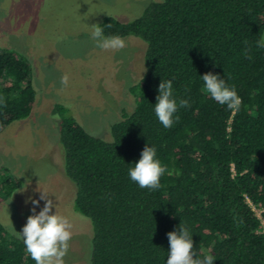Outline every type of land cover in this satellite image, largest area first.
I'll list each match as a JSON object with an SVG mask.
<instances>
[{
  "label": "trees",
  "instance_id": "1",
  "mask_svg": "<svg viewBox=\"0 0 264 264\" xmlns=\"http://www.w3.org/2000/svg\"><path fill=\"white\" fill-rule=\"evenodd\" d=\"M97 25L105 37L134 35L146 45L143 73L129 88L133 108L110 125L111 140L87 132L62 104L52 107L74 208L92 225L89 264H166L167 233L181 226L194 258L264 264V227L252 208L264 217V48L256 46L264 0H152L131 20L104 15ZM209 72L235 88L239 111L201 91ZM162 80L172 81L178 105L190 104L178 106L170 128L154 113ZM35 96L27 59L0 46V129L28 117ZM146 146L166 167L157 190L128 175ZM20 185L0 167V203ZM0 264H35L1 221Z\"/></svg>",
  "mask_w": 264,
  "mask_h": 264
},
{
  "label": "rangeland",
  "instance_id": "2",
  "mask_svg": "<svg viewBox=\"0 0 264 264\" xmlns=\"http://www.w3.org/2000/svg\"><path fill=\"white\" fill-rule=\"evenodd\" d=\"M150 1L0 0V46L27 59L36 91L29 116L0 129V167L21 181L0 203V221L21 238L33 207L35 214L43 209L40 191L45 192L54 204L50 214L57 212L72 225L64 264H89L92 225L74 208L76 187L64 172L52 107L62 104L87 132L111 140L110 125L133 108L129 88L143 73L146 44L128 35L122 38L125 48L103 50L91 32L104 15L128 21ZM65 74L67 87L60 82Z\"/></svg>",
  "mask_w": 264,
  "mask_h": 264
},
{
  "label": "clouds",
  "instance_id": "3",
  "mask_svg": "<svg viewBox=\"0 0 264 264\" xmlns=\"http://www.w3.org/2000/svg\"><path fill=\"white\" fill-rule=\"evenodd\" d=\"M91 38L97 46L103 50H121L126 47L125 41L120 36L105 37L100 25H93ZM247 44V41H245ZM258 48H264V37L256 42ZM250 49H245L244 55L251 60ZM203 86L201 91L210 96L219 105L226 106L232 112L240 109L242 100L234 87L226 86L225 80L211 72L202 77ZM61 84L67 87L68 75L61 77ZM154 113L158 121L165 127L170 128L174 123V114L181 108L190 107L189 101L180 99L179 105L173 98V83L171 80L161 81L158 87ZM53 119H59V115H54ZM178 121L179 117L176 116ZM166 167L157 158L156 149L146 146L141 158L133 167L129 168L128 175L131 181L138 184L140 188L157 190L161 187V177L165 174ZM41 192L40 199L45 201L44 207L38 214L28 216L22 232L18 235L22 238L25 252L31 257L35 264H64L63 257L68 253L69 241L72 238L71 222L68 218L55 214H50L54 207L53 201L48 195ZM34 206L39 204V200L31 201ZM169 241V251L166 264H213L214 258L211 255L203 259L194 258L193 241L187 228L181 226L179 231L167 233Z\"/></svg>",
  "mask_w": 264,
  "mask_h": 264
},
{
  "label": "built area",
  "instance_id": "4",
  "mask_svg": "<svg viewBox=\"0 0 264 264\" xmlns=\"http://www.w3.org/2000/svg\"><path fill=\"white\" fill-rule=\"evenodd\" d=\"M252 208L255 210V212L257 213V215L260 217L261 222H262L263 227H264V217L261 216V211L263 210V208H257L254 205H252Z\"/></svg>",
  "mask_w": 264,
  "mask_h": 264
}]
</instances>
